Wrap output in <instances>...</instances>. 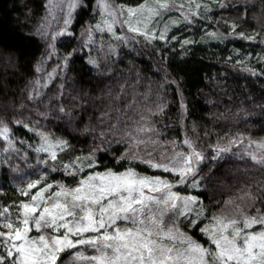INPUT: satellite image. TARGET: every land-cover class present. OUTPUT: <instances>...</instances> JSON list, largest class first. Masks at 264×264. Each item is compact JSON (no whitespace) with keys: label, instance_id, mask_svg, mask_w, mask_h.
Returning a JSON list of instances; mask_svg holds the SVG:
<instances>
[{"label":"snow or ice","instance_id":"snow-or-ice-1","mask_svg":"<svg viewBox=\"0 0 264 264\" xmlns=\"http://www.w3.org/2000/svg\"><path fill=\"white\" fill-rule=\"evenodd\" d=\"M211 3L235 8L237 20L225 21L226 34L206 31L201 41L232 36L264 44V0ZM43 7L45 15L22 37L25 45L42 48L31 64L32 78L10 90L0 77V167L20 180L11 198L0 199V264H264V137L253 139L237 129L217 134L212 143L209 131L201 136L196 123L189 127L185 69L164 55L170 44L174 50L171 42L187 55L197 41L170 33L181 23L188 27L196 18H208L210 5L47 0ZM85 7L99 19L83 26L78 44L61 54L60 38L75 37L73 14ZM257 9L260 30L244 31L241 23ZM173 11L179 16L172 18ZM141 43L159 57L152 72L157 80L147 74L152 66L137 69L132 63L127 73L112 67L123 48ZM0 56L6 68H17L23 53L12 46L0 48ZM236 56L243 71L264 76V67L257 72L238 50ZM77 58L97 73L91 90L68 83ZM257 59L264 64V55ZM169 89L180 98V132L171 138L165 131L170 125L162 121ZM260 107L264 112V104ZM241 114L247 116V109L234 113L237 119ZM223 117L219 113L215 119ZM41 119L59 121L66 131L57 135ZM21 129L32 136L21 138ZM71 133L91 136L86 151L75 148L76 136L66 138ZM231 157L243 161L246 170L255 169L258 178L220 199L210 196L206 204V162ZM40 166L44 174L30 178Z\"/></svg>","mask_w":264,"mask_h":264},{"label":"trees","instance_id":"trees-1","mask_svg":"<svg viewBox=\"0 0 264 264\" xmlns=\"http://www.w3.org/2000/svg\"><path fill=\"white\" fill-rule=\"evenodd\" d=\"M121 3L135 5L142 0H118ZM87 5H94L95 0H85ZM45 0H0V48L16 46L23 53L19 67L6 68V59L0 56V77L8 82L10 90L22 88L27 80L31 79V64L35 62V58L40 56L42 48H38L36 44L25 45L22 40L27 34L29 28L34 22H38L45 15L44 7ZM259 9L255 12H250L247 16V21L241 23V27L246 32L260 30L261 20L259 19ZM95 13L92 7H85L83 10L77 9L73 14V23L71 30L75 34L74 38L61 37L63 43L58 42V50L62 54L67 48L70 50L78 44L79 36L83 30V26L89 22H94ZM237 20L235 8L221 9L214 5L211 9L208 18H196L194 23L185 27L184 23L179 26H174L172 33L183 40L186 38L194 39L196 44L190 46V51L186 56H182L180 44L171 42L175 45L173 50L171 44L164 50V55L173 65H179L185 69L182 74L184 81L182 89L184 93L185 103L188 105L187 124L189 127L196 123L200 135L203 136L205 130L212 135L210 141L215 143L217 134L223 135L229 130L245 131L246 135H251L253 139L264 137V112L261 111V105L264 104V76H252L242 70V67L236 65L237 59L236 50L239 51L240 59H246L249 66L254 67L257 72L260 71L264 64L258 62V57L264 55V44L259 41L249 42L232 36H226L223 41L217 39H205L201 41V37L206 31H216L221 34H226L229 31L228 24ZM97 40L99 37L97 36ZM107 40V37H105ZM96 55V51H93ZM78 56H83L79 53ZM233 57L227 61L228 57ZM55 62H49L51 66ZM159 62V57L156 56L151 48H146L143 44L133 45L120 51L119 58L114 61L112 67L120 71L128 72L129 66L134 63L137 69H148L147 72L152 80H157V76H153L155 65ZM72 71L67 73L68 83L79 89L81 86L87 90H91L96 86L97 73L91 70L90 66L84 63L83 59L77 58L75 63L71 65ZM50 70V67H49ZM171 70V69H170ZM15 73V74H13ZM91 80V83L89 81ZM59 81H57L58 83ZM69 88L67 91H71ZM94 96L98 92L92 93ZM19 96V93H17ZM179 97L175 95L173 89L168 91L169 107L166 114L162 117L164 124L170 125L165 131L168 137L171 138L180 132L179 119ZM240 108H245L248 115L241 114L240 119L234 115ZM223 113L224 117L215 119L216 115ZM246 121V122H245ZM41 123L57 135L66 131V126L60 125L59 121H44ZM57 125H60L58 128ZM71 132V129H67ZM22 135L24 130L18 131ZM76 136V139H72ZM66 138L72 139L77 150H87L92 142L91 136L85 139L84 135L71 133ZM205 174L210 176L207 182V191L204 192L202 199L208 204V197L215 196L221 198V193H227L229 190H235L237 186L244 183L245 180L258 178V173L255 169L247 168L243 161L237 157H231L227 160H221L217 163L206 162ZM141 169L143 165L139 166ZM57 179L60 175L53 173ZM3 182V193L0 199L7 200L13 195V188L9 185L4 172L1 176Z\"/></svg>","mask_w":264,"mask_h":264},{"label":"rangeland","instance_id":"rangeland-1","mask_svg":"<svg viewBox=\"0 0 264 264\" xmlns=\"http://www.w3.org/2000/svg\"><path fill=\"white\" fill-rule=\"evenodd\" d=\"M181 2H183V3H185V4L187 5L188 0H176V3H177V4H179V3H181ZM197 2H198V3H208V4L210 5L211 9H212V7L214 6V4L211 3V0H197ZM46 3H47V0H45V4H46ZM201 11H203V9H202ZM209 14H210V13H208V15H209ZM170 15L172 16V18H176L177 16H179V13L173 11ZM166 18H167V17H166ZM96 19H99V17L95 14V18H94V20H96ZM181 19H182V18H181ZM17 135L21 136V138H23V139H25V140H27L29 137L32 136L31 133H28V135H22V134H20L19 132H17ZM0 158H2V154H0ZM33 163H35V162L33 161ZM3 172H4V175L7 177L8 181H9V185H11L12 188H13L16 184H18V183L20 182L19 179H13V176H14L15 174H13L12 172H10L6 167H0V196L3 195V190H4V189H3V182H2V180H1V176H2ZM42 174H44V169H43V166H40L39 170H38L36 173H33V175H32L30 178L35 179L37 175H42ZM52 174H53V173H52ZM52 174H50V175H52ZM27 178H29V177H22V179H27ZM10 198H11V197H10ZM8 199H9V198H8Z\"/></svg>","mask_w":264,"mask_h":264}]
</instances>
